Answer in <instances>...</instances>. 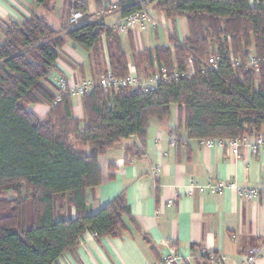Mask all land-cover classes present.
<instances>
[{
	"label": "trees",
	"instance_id": "1",
	"mask_svg": "<svg viewBox=\"0 0 264 264\" xmlns=\"http://www.w3.org/2000/svg\"><path fill=\"white\" fill-rule=\"evenodd\" d=\"M33 1L44 6L50 0ZM71 1L73 11L88 13L85 0ZM114 4L120 17L151 4L169 19L184 17L188 31L182 40L170 35L171 46L135 52L133 62L139 70L152 71L155 61L171 72L185 70L191 57L193 73L147 92L103 89L94 79L93 89L80 96L82 116L76 117L70 93L61 92L54 103L50 74L58 50L70 41L87 51L98 75L106 72L107 56L112 75L125 77L127 58L115 28L100 19L60 35L64 29L35 15L0 24V264H55L86 231L96 238L124 232L122 218L129 207L122 194L95 213L86 210V189L101 183L97 158L131 136L143 140L149 120L167 118L173 104L182 113L172 129L176 138L181 128L201 141L264 136V0ZM212 56L216 66L205 67ZM251 56L259 61L257 73L247 66ZM34 104L49 106L44 118L30 109ZM126 150L129 155L137 151L132 145ZM6 192L14 197H4ZM69 208L75 210L73 217ZM202 260L210 262L208 255Z\"/></svg>",
	"mask_w": 264,
	"mask_h": 264
},
{
	"label": "crops",
	"instance_id": "2",
	"mask_svg": "<svg viewBox=\"0 0 264 264\" xmlns=\"http://www.w3.org/2000/svg\"><path fill=\"white\" fill-rule=\"evenodd\" d=\"M85 1L88 13L70 25L74 7L71 0H50L44 6L33 0H0V24L19 23L35 15L56 30L64 29L60 35L100 19L114 27L120 13L104 12V9L119 0ZM155 10L157 16L150 15L159 23L157 26L150 23L144 30L119 33L127 66H133L145 77L156 69V62L152 71L139 70L134 65L133 54L157 46H171L170 35L182 40L188 31L184 17L169 19ZM108 18H113L111 23L106 22ZM182 19L186 31L181 29ZM158 28L164 33L160 34ZM102 66L104 71L109 69L107 56ZM102 74L95 71L87 51L67 41L58 50L50 76L80 82L99 81ZM72 103L73 114L81 117L80 97H72ZM30 109L44 118L49 106L34 104ZM181 117V110L173 104L167 118L149 120L143 140L131 136L98 156L101 183L86 189V210L89 214L95 213L122 194L129 207V215L122 218L126 230L117 237L101 238L86 231L80 244L64 253L55 264H152L170 254L178 256V261L172 264H206L202 260L204 255L216 258V262L207 264H240L250 248L258 249L255 264H264V196L247 198L233 189L216 195L208 189L200 192L191 187V184L229 179L242 188L263 187L264 145L255 151L242 146L234 156L227 145L206 147L201 140L187 137L182 128L180 137L176 138L172 129L178 127ZM249 137L253 140L254 134ZM131 145L137 150L135 155L126 152ZM155 166L159 167L156 175L153 174ZM68 215H75L74 208L68 209Z\"/></svg>",
	"mask_w": 264,
	"mask_h": 264
},
{
	"label": "built area",
	"instance_id": "3",
	"mask_svg": "<svg viewBox=\"0 0 264 264\" xmlns=\"http://www.w3.org/2000/svg\"><path fill=\"white\" fill-rule=\"evenodd\" d=\"M253 1V0H251ZM116 9V5L113 4L107 8L108 12H113ZM82 14L80 11H72L70 17V23L76 24L77 20L81 18ZM157 26L159 23L152 18L147 7L141 6V8L131 12L126 16H121L114 25L115 30L118 33H125L131 30L139 29L144 30L148 24ZM231 60L235 61L233 57ZM217 58L215 56L209 57L203 65L207 68H214L216 66ZM247 66L252 67L255 72H258L259 61L254 56L249 57ZM193 73V61L191 57L187 58L185 70L175 69L169 72L163 65L156 67L155 71L148 76H140L133 66H128V74L125 77H114L111 71L108 69L103 73L99 79V85L103 89L118 90L120 88H139L143 92L154 90L160 83H166L170 79H178L179 77H189ZM52 81L56 87V95L54 103L60 101L61 92H68L74 97H80L88 94L94 87L95 82L93 80H81L80 82H71L62 76L54 75ZM174 140L175 136H171ZM203 145L206 147H213L215 145L223 146L227 145L230 148L231 153L236 156L238 149L242 146H249L255 151L258 147L264 145V136L262 134H254L253 140L249 135L238 136L234 138H207L202 140ZM159 167L155 166L153 174H157ZM191 187L202 192L208 189L210 192L219 195L225 189H233L240 195H244L247 198H254L257 196H264V186L260 188H242L238 187L236 182L232 179L227 181H215L209 182L205 185L191 184ZM172 203L168 201V205ZM258 255V249L250 248L248 253L242 259L240 264H255L256 257ZM209 259L212 262H216L214 255H209ZM178 261V256L170 254L163 256L161 260L156 261L152 264H172Z\"/></svg>",
	"mask_w": 264,
	"mask_h": 264
},
{
	"label": "rangeland",
	"instance_id": "4",
	"mask_svg": "<svg viewBox=\"0 0 264 264\" xmlns=\"http://www.w3.org/2000/svg\"><path fill=\"white\" fill-rule=\"evenodd\" d=\"M147 10L149 11V13L150 14H152V15H156L157 16V11L155 10V8L152 6V5H150V6H148L147 7ZM112 19L113 18H108L107 19V23H111L112 22ZM181 29L182 30H184V31H186L187 30V28H186V24H185V21L182 19L181 20ZM158 31L160 32V34L163 32V30L161 29V28H158ZM164 33V32H163ZM4 197H14V195L11 193V192H6L5 194H4Z\"/></svg>",
	"mask_w": 264,
	"mask_h": 264
}]
</instances>
